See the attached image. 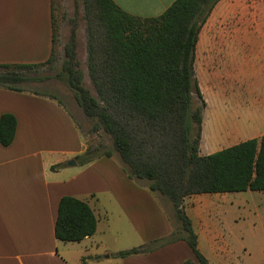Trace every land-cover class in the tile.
Masks as SVG:
<instances>
[{
	"label": "trees",
	"instance_id": "16d2710c",
	"mask_svg": "<svg viewBox=\"0 0 264 264\" xmlns=\"http://www.w3.org/2000/svg\"><path fill=\"white\" fill-rule=\"evenodd\" d=\"M219 1L175 0L160 16L143 19L124 12L112 0H84L92 23L88 71L96 98L82 85L74 32L64 48L65 60L55 78L70 89L85 118L94 122L93 130H102L111 139L125 175L133 182L145 180L151 193L170 202L177 222V229L168 236L118 252L119 258L183 241L193 255V260L183 264H208L198 251L197 237L183 210L184 198L264 191V135L213 154H199L205 102L193 65L200 28ZM51 26L49 59L41 64L0 65V88L38 94L20 87L31 81L20 71L52 61V1ZM194 95L200 102L198 107L194 106ZM16 126L12 114L0 116L1 146L11 145ZM112 154L104 150L94 155L87 147L77 160L84 165ZM95 230L96 217L86 202L69 196L60 199L54 228L57 240L80 242Z\"/></svg>",
	"mask_w": 264,
	"mask_h": 264
},
{
	"label": "crops",
	"instance_id": "0c3cea01",
	"mask_svg": "<svg viewBox=\"0 0 264 264\" xmlns=\"http://www.w3.org/2000/svg\"><path fill=\"white\" fill-rule=\"evenodd\" d=\"M112 1L144 19L160 16L175 0ZM51 51V0H0V65L41 64ZM5 113L15 117L17 126L11 145H0V264L193 260L183 241L117 257L118 252L146 245L173 230L157 195L148 184L131 181L113 156L80 165L77 157L87 148L83 136L73 115L53 96L0 88V116ZM222 136L226 135H206L202 124L199 154L215 151ZM232 194L236 193L196 194L183 200L198 251L208 264H242L233 256L238 235L226 232L232 227L229 221L236 223ZM65 196L86 202L96 217L95 233L80 242H61L54 235L58 203Z\"/></svg>",
	"mask_w": 264,
	"mask_h": 264
},
{
	"label": "rangeland",
	"instance_id": "374dc122",
	"mask_svg": "<svg viewBox=\"0 0 264 264\" xmlns=\"http://www.w3.org/2000/svg\"><path fill=\"white\" fill-rule=\"evenodd\" d=\"M51 1L55 22L52 61L36 68L22 69L20 74L31 81L20 84V87L53 96L62 102L76 120L86 147L93 149L94 155L104 150L112 151L120 164L111 139L102 130H93L94 122L85 118L70 89L55 78L65 60L64 48L74 32L82 85L97 97L88 71L90 14L84 0ZM98 44L96 38L95 45ZM193 69L205 102L202 111L205 134L226 135L209 154L234 146L245 138L264 135V0L218 2L200 28ZM193 103L195 107L200 106L195 95ZM137 182L148 184L145 180ZM232 195L236 223L229 221L232 227L226 232L238 235L239 242L233 256L242 264H264V191ZM157 197L173 230L177 229L172 205L158 194Z\"/></svg>",
	"mask_w": 264,
	"mask_h": 264
},
{
	"label": "water",
	"instance_id": "95a60500",
	"mask_svg": "<svg viewBox=\"0 0 264 264\" xmlns=\"http://www.w3.org/2000/svg\"><path fill=\"white\" fill-rule=\"evenodd\" d=\"M69 164H71V165H75V162H74V161H70Z\"/></svg>",
	"mask_w": 264,
	"mask_h": 264
}]
</instances>
